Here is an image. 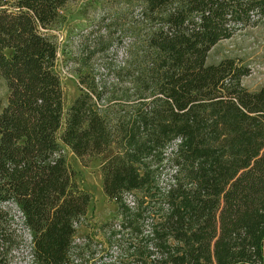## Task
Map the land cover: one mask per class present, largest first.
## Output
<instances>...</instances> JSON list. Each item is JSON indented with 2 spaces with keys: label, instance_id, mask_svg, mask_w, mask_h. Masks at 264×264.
Wrapping results in <instances>:
<instances>
[{
  "label": "trees",
  "instance_id": "trees-1",
  "mask_svg": "<svg viewBox=\"0 0 264 264\" xmlns=\"http://www.w3.org/2000/svg\"><path fill=\"white\" fill-rule=\"evenodd\" d=\"M68 2L0 0V73L8 85L0 111V264H12L25 242L15 207L32 236V261L70 264L75 222L91 194L63 145L82 157L113 142L123 148L102 164L103 190L123 224L119 234L111 223L118 254L105 264H264V84L248 89L241 78L251 68L234 57L207 62L215 43L264 18V0H142L143 38L113 77H127L137 100L115 122L94 86L65 106L57 45L43 28ZM223 97L237 106L220 107ZM148 155L156 165L168 160L174 182L159 190L158 206L153 191L133 210L126 193L150 189L160 172L147 162L141 170Z\"/></svg>",
  "mask_w": 264,
  "mask_h": 264
},
{
  "label": "rangeland",
  "instance_id": "rangeland-1",
  "mask_svg": "<svg viewBox=\"0 0 264 264\" xmlns=\"http://www.w3.org/2000/svg\"><path fill=\"white\" fill-rule=\"evenodd\" d=\"M1 2L4 6L14 7L17 0ZM142 4V0H69L60 9L59 18L49 28H43L57 45V70L64 87L66 107L81 88L94 86L98 92L103 90L99 98L100 107L109 109L114 122L122 119L126 111L132 108L131 105L137 100L136 89L127 77H120L116 81L113 77L120 69L117 65L123 64L120 60L135 50L143 38ZM224 57H234L248 65L251 71L241 81L250 90L259 89L264 84V18L215 43L208 52L207 62L216 63ZM7 101L8 85L0 73V111ZM219 105L230 108L237 106V103L234 98L223 97ZM175 145V142L168 144L165 153L169 154ZM117 148H123V144L120 146L113 142L99 154L80 157L68 145H63L62 151L76 170L80 187L91 194L87 212L78 220L70 264H105L118 254V248L112 246L109 239L112 222L119 227V234L122 233L120 224H123V214L118 203L104 192L102 174L104 160ZM151 158L148 155L144 157V164L139 162L141 170L147 168V162L152 169L159 168L160 172L152 180L150 189L129 191L132 197L125 198V202L133 210L140 199L147 200L153 191L157 196L151 204L158 206L157 198L174 182L175 169L168 160L156 165L157 159L154 161ZM13 212L25 242L17 253L19 257L12 264H36L30 251L31 233L22 221L21 211L15 207ZM150 218L144 219L147 228L151 224Z\"/></svg>",
  "mask_w": 264,
  "mask_h": 264
},
{
  "label": "built area",
  "instance_id": "built-area-1",
  "mask_svg": "<svg viewBox=\"0 0 264 264\" xmlns=\"http://www.w3.org/2000/svg\"><path fill=\"white\" fill-rule=\"evenodd\" d=\"M131 197H132V194L129 193V192H127L126 195H125V198H126V199H128V198L130 199ZM77 225H78V221L75 222V226H76V227H77Z\"/></svg>",
  "mask_w": 264,
  "mask_h": 264
}]
</instances>
